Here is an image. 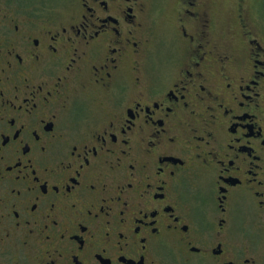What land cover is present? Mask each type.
Wrapping results in <instances>:
<instances>
[{
  "label": "flooded vegetation",
  "instance_id": "af4514ba",
  "mask_svg": "<svg viewBox=\"0 0 264 264\" xmlns=\"http://www.w3.org/2000/svg\"><path fill=\"white\" fill-rule=\"evenodd\" d=\"M232 13L0 0V264H264V18Z\"/></svg>",
  "mask_w": 264,
  "mask_h": 264
},
{
  "label": "rangeland",
  "instance_id": "374dc122",
  "mask_svg": "<svg viewBox=\"0 0 264 264\" xmlns=\"http://www.w3.org/2000/svg\"><path fill=\"white\" fill-rule=\"evenodd\" d=\"M156 5H162L165 9L170 8L172 5H175V0H154ZM209 5H215L218 14L219 26L223 27L222 29L227 30L228 27L234 25V18L232 10L237 5H243L247 9L257 5L260 15L264 18V0H205ZM168 11L161 14L155 20V29L166 23L168 21ZM254 24V23H253Z\"/></svg>",
  "mask_w": 264,
  "mask_h": 264
}]
</instances>
